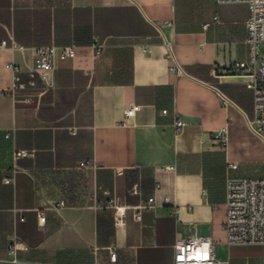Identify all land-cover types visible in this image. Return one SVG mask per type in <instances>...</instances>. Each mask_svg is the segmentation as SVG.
<instances>
[{
    "label": "crops",
    "instance_id": "1",
    "mask_svg": "<svg viewBox=\"0 0 264 264\" xmlns=\"http://www.w3.org/2000/svg\"><path fill=\"white\" fill-rule=\"evenodd\" d=\"M249 14L215 0H0V263L110 264L113 246L116 264H174L177 240L198 235L226 264H264L259 247L219 255L252 248L226 244L227 178H264V134L251 127L253 70L234 69L248 61ZM95 43L103 46L96 59ZM52 45H76L77 56L54 61L39 102L17 101L16 75L28 83L35 49ZM131 105L141 109L126 121ZM17 151L26 156L15 159ZM87 162L97 198L56 210ZM136 184L139 195H130ZM112 198L127 208L118 228L112 210L96 206ZM150 198L156 208L137 222L133 208Z\"/></svg>",
    "mask_w": 264,
    "mask_h": 264
},
{
    "label": "built area",
    "instance_id": "2",
    "mask_svg": "<svg viewBox=\"0 0 264 264\" xmlns=\"http://www.w3.org/2000/svg\"><path fill=\"white\" fill-rule=\"evenodd\" d=\"M219 4H245L249 7V19L247 22L248 35L246 46L248 48V61L236 62L235 70L246 69L251 65L253 70L247 83L248 88L254 91L255 96V120L251 127L260 135L264 134V55L261 54V48L264 46V0H215ZM218 20V18H216ZM7 46V42L2 43V47ZM168 56L173 59V48L169 42L165 43ZM102 45L95 43L94 59H96L102 49ZM147 52V49L145 50ZM77 56V46H42L35 49V63L29 72V81L25 83L17 74L11 89L13 96L19 102L32 104L35 99L38 102L48 91L47 78L49 73L55 70L54 61L73 60ZM175 74H183V69L177 63L171 67ZM86 74L92 75L93 69L87 68ZM44 83L45 87L39 92H33L38 86V82ZM138 105H131L125 111V120L133 119L140 111ZM163 115L168 111L164 110ZM177 132H180L184 123L177 120L175 123ZM76 134V131H73ZM7 137H10L7 135ZM26 156V152L17 151L15 159ZM96 166L89 162L81 164L78 173L72 180L65 183L60 197L55 201L56 210L75 207L78 205L88 204L97 198V186L94 187L89 182L84 172L95 169ZM232 169H237V164H232ZM86 170V171H85ZM173 171L175 167H165L163 171ZM6 184H13L14 178L5 180ZM130 195H139L138 185H134L129 190ZM100 209H110L113 212L115 227L125 225L127 208L124 207L120 200L112 198L102 206L96 205ZM156 208L155 198H150L147 202L134 207V219L137 222L142 221V214L146 210ZM226 217L224 229L226 232V244L228 246H245L259 245L264 250V178L249 177H228L226 181ZM177 213V212H174ZM46 223L45 212L39 214V224L42 226ZM12 250L19 249V243L13 244ZM109 252V263L116 264L118 254L116 249L111 246L107 248ZM0 264H17V263H0ZM96 264H100L96 260ZM174 264H226L225 261L219 260L216 256V244L210 237L194 235L190 238H180L175 244Z\"/></svg>",
    "mask_w": 264,
    "mask_h": 264
},
{
    "label": "rangeland",
    "instance_id": "3",
    "mask_svg": "<svg viewBox=\"0 0 264 264\" xmlns=\"http://www.w3.org/2000/svg\"><path fill=\"white\" fill-rule=\"evenodd\" d=\"M261 54L264 55V47L261 50ZM245 246H249L252 248H250L248 251H245V250L242 251L240 249H234L231 251L230 249H224V250L219 251V255L225 256L226 258L231 259L232 256H244L247 254H254L256 251H258L256 247H259V249H262V247L259 245H245Z\"/></svg>",
    "mask_w": 264,
    "mask_h": 264
}]
</instances>
